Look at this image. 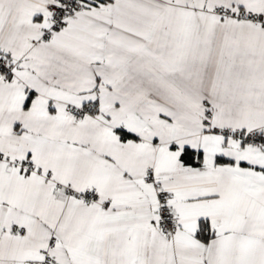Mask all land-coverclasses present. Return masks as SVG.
<instances>
[{"label": "snow or ice", "instance_id": "snow-or-ice-1", "mask_svg": "<svg viewBox=\"0 0 264 264\" xmlns=\"http://www.w3.org/2000/svg\"><path fill=\"white\" fill-rule=\"evenodd\" d=\"M0 264H264V0H0Z\"/></svg>", "mask_w": 264, "mask_h": 264}]
</instances>
